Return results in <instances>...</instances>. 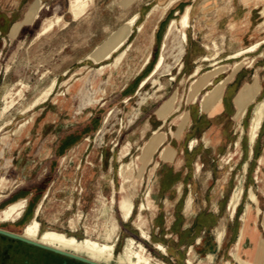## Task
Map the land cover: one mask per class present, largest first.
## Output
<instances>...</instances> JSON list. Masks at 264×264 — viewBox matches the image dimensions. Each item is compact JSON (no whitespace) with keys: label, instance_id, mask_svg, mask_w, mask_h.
I'll use <instances>...</instances> for the list:
<instances>
[{"label":"rangeland","instance_id":"1","mask_svg":"<svg viewBox=\"0 0 264 264\" xmlns=\"http://www.w3.org/2000/svg\"><path fill=\"white\" fill-rule=\"evenodd\" d=\"M36 1L42 6L38 16L25 22L28 9ZM168 1L94 0L86 14L74 19L68 10L69 0H0V179L7 178L0 211L21 198L27 199L23 215L13 222H0L1 228L21 233L36 217L42 230L54 229L79 239L89 236L104 241L105 222L112 214L119 224L115 240L117 255L123 251L127 239L134 237L148 246V252L156 260L186 264L185 260L178 261L156 248L157 243L164 245V229L156 226V222L161 223L157 219L162 204L161 190L171 180L162 161L164 145L160 143L183 145L191 134L187 132L191 130L192 112L200 109L202 95L215 88L220 80L225 79L226 86L233 75L247 70L238 86L258 80L259 90L241 118L245 128L241 147L229 150L235 151L242 169L250 151L251 119L256 105L264 99V0H178L162 14V7ZM156 4L159 6L153 10ZM189 5L188 40L183 43L184 52L177 61L182 45L179 37L184 31L177 23L168 39L166 32L172 20H179ZM136 13L140 18L125 42L127 53L122 61L115 65L113 57L101 69L100 64L87 59L112 30ZM58 15L63 16L59 24L37 36L43 22ZM16 22L22 25L12 36L10 29ZM141 24L144 27L140 30ZM155 30V53L151 61L154 68L166 42L164 68L151 75L144 87H126L152 53ZM258 41L261 43L255 51L230 58ZM216 61L218 67H211ZM192 63L201 67L203 77L212 80V84L202 88L200 81L193 83ZM256 70L258 76L254 75ZM54 80L57 83L45 97L44 92ZM9 92L12 93L9 101L13 99L14 103L5 110L4 96ZM163 109L168 112L161 115ZM197 123L209 122L204 119ZM156 134L160 141L156 139V147L150 150L148 144ZM262 135L264 119L248 166L245 188L256 180L254 167L263 153ZM182 153L186 157L185 151ZM123 185L135 203V212L128 221L118 208ZM114 190L116 202L112 203ZM41 201L42 210L35 215ZM103 202L108 208L112 205L108 214L103 212ZM142 203L148 206L143 210L145 228L150 234L147 241L139 239L137 229ZM242 208L241 205L236 219ZM88 228H91L89 232ZM3 241L10 240L0 235V242ZM25 246L32 252H46Z\"/></svg>","mask_w":264,"mask_h":264},{"label":"crops","instance_id":"2","mask_svg":"<svg viewBox=\"0 0 264 264\" xmlns=\"http://www.w3.org/2000/svg\"><path fill=\"white\" fill-rule=\"evenodd\" d=\"M169 29L166 32V39L175 32ZM156 35L157 31L155 30L154 48L149 54V62H144L137 68L133 78L126 83V87L142 86L143 80L153 68L151 59L153 52L155 53ZM179 38L182 45L177 52V61L180 60L184 52L183 43L187 42L188 35L185 40L183 32ZM166 47L165 42L155 63V68L149 75L155 76L164 68L166 57L163 51ZM162 56H164V61L157 70ZM195 63L198 62L195 61ZM211 67H217V64H213ZM190 68V78H193V83L200 81L202 88L212 84V80L209 78L206 80L207 77H203L200 66L193 64ZM197 69L199 70L198 74L194 75ZM246 71L237 72L226 86V80H220L215 88L202 95L203 102L200 109L197 111L193 109L192 112L191 130L187 132V134H191L187 135L183 145L177 147L169 143L165 145L163 141L160 143V145H164L162 154L165 156L162 161L168 168L171 180H168L167 188L161 190L162 204L160 211L157 212L160 215L157 219L161 223L156 222V226L159 229H164L163 242L168 249L165 255L171 254L178 261L185 260L186 264L188 260L207 262L208 264H226L227 261L233 264H264V135L260 140L263 145V153L254 167V172L257 175L256 180L254 179L255 183L247 188H245L248 173L246 170L253 158L254 147L259 135L254 143L250 142L249 137V156L243 163L242 169L239 168V158H236L235 151H229L241 147L245 135L241 118L256 95L255 93L253 97H245L244 103L239 98L248 86H238ZM258 74L256 70L254 75L258 76ZM256 81L258 82V80ZM222 83L220 94H215L214 91ZM196 96L197 93L194 95L192 103ZM204 119L209 123L201 125L197 123ZM183 150L186 157L183 156ZM229 154L233 155L232 158ZM227 155L228 157H226ZM217 156L223 158L219 159ZM240 178L245 180V194L237 206L236 212L232 215L229 209V200ZM251 190L256 192L258 202L251 200L249 196ZM241 205L243 206L242 211L236 219Z\"/></svg>","mask_w":264,"mask_h":264},{"label":"bare ground","instance_id":"3","mask_svg":"<svg viewBox=\"0 0 264 264\" xmlns=\"http://www.w3.org/2000/svg\"><path fill=\"white\" fill-rule=\"evenodd\" d=\"M177 1L178 0H169L167 2V4L162 7L163 8L162 14H164L166 12V10L168 8H170V6H172ZM93 3H94V0H69L68 10L72 14L74 19H78L87 13V11L89 10V8L91 7V5ZM158 6L159 5L156 4L154 6L153 10L156 9V7H158ZM41 8H42V6L39 5L38 1H36L35 3H32L30 8L28 9V11L26 13V19L24 21L26 22V21H30V20L36 18L38 16V13H39ZM153 10H151L149 12V15L152 14ZM190 12H191V6L189 5L186 7L184 12L181 14V17L179 20L177 18H174L172 20V23H171L170 29H169L172 31L175 28L176 24L179 23V26L184 31V39L185 40L187 39V28L191 25V23H190ZM62 18H63L62 15H58L54 19H50V18L46 19L43 22V26H42L41 30L38 32L37 36H41L43 34L48 33L49 31H51L54 28V26L59 24V22L62 20ZM138 19H139V13H136L132 17H130L128 20H126L121 26L112 30L108 34V36L87 55V59L92 60L94 63L100 64L101 69H105V67L107 66V64L105 62L114 57L115 58V65H117L120 61H122V59L124 58V56L127 53V48L126 47L124 48L125 42L128 39V37H129V35L133 29L134 23H136V21ZM21 25H22V22H16L11 27V35L12 36H15L17 34ZM143 27H144V24H141V26L139 27L140 30ZM138 31H139V29H138ZM260 43H261V41H258L255 44H252L251 46L243 48V49L235 52L234 54H232L230 58H239L240 56H243L247 52H253L258 48ZM206 59H208V58H206ZM149 60H150V55L147 56L145 62L147 63V62H149ZM163 61H164V56L161 57V60L159 61V64L157 65V70ZM230 63H231V61H230ZM240 63H241L240 61H237V64H240ZM213 64L218 65L219 63H218V61H216V62H213L212 65ZM198 71H199L198 69L195 70L194 75H197ZM154 72H156V70ZM150 78H151V75L146 77L142 82V86L146 85L147 82L150 80ZM55 83H57L56 80H54L53 84L49 87V89L46 92H44L45 97H47L51 93V91L53 90V88L55 86ZM222 87H223V83L219 87L216 88L214 93L220 94ZM246 88L247 89L244 91L245 93L242 92L241 95L239 96L242 103H244L245 97H248V96L253 97L254 96V94L259 90V84L256 81L254 84L248 85ZM11 95H12V93L9 92L6 96H4L5 97L4 100H6L5 110L7 108H9L14 103L13 99L9 101V97ZM37 102L38 101L34 102V104H36ZM169 105L170 104H168V106ZM243 111H244V109H243ZM167 112H168L167 109H165V110L163 109L161 115H164ZM263 119H264V99L261 100L256 105L252 119H251V124H250V129H249V137H250L251 143H254L256 141V138L259 135V130H260L261 124L263 122ZM106 120H108L107 117L105 118V122H106ZM23 124L21 126H23ZM1 129H2V127H0V131H1ZM160 138L161 137L158 136V134H156L155 138H153L150 141V143L148 144V147L150 150L156 147V143H157L156 139L158 141H160ZM161 149H162V147H161ZM146 150H148V149H146ZM262 161H263V159H262ZM122 169H123V167H122ZM94 170H95V168H94ZM246 171H248V170H246ZM121 175H123L122 171H121ZM6 181H7V178H5V177H2L0 179V199L5 196L3 189L5 188V182ZM244 181L245 180H243V178H240L239 181H237V183L235 185V189L233 190L231 198L229 200V209H230V212L232 215H234V213L236 212L237 206L240 204V202H241V200L245 194ZM48 191H50V190H48ZM120 193L122 194V197L118 201V208L122 213L123 219L125 221H128L132 217L133 213L135 212L134 211L135 210V203H134L133 199L129 196V194L126 192L124 185L122 186ZM255 193L256 192L251 190L249 193L250 194L249 196H250L251 200L258 202V198H257V195ZM114 194H115V190H114L113 196H112V203L116 202ZM148 195H149V193H148ZM42 203L43 202L41 201L38 204V206L35 210V215L40 214L42 207H43ZM103 203H104L103 212H104V214H108L112 210V205L110 206V208H108L107 206H105L106 202H103ZM26 207H27V199L26 198H21L15 202L9 204L6 208H4L0 211V222L16 221L19 217H21L23 215ZM145 209H148V206L145 203H142L141 206H139L140 212L138 213V217H137L138 218L137 229L140 231L139 239L147 241V240H150V234L146 231V228H145L146 219H145L144 214H143V210H145ZM71 224L74 227L75 221L72 220ZM121 225H123V224H121ZM89 229H91V228H88L87 232H89ZM118 230H119V224L117 222L116 217H114L112 214L110 215V218H108L107 221L105 222L104 232L102 234L104 241H99V240L93 239L92 237H89V236L84 237L82 239H79L74 234L69 235L65 232L57 231L54 229L42 230L40 221L36 217H33L31 219V221H29L23 227V230L20 234H22L26 238L36 240L38 242H41L43 244H46V245H49V246H52V247H55V248H58L61 250L70 251V252L85 256V257H87L91 260H94L96 262H101L104 264H113L112 262L114 260L116 261V264H167L166 262H163V261L160 262V261L156 260L148 252V250L146 248L147 245L145 246L141 241L136 240L134 237H130L127 239V242L124 245L123 251L117 255L115 252V250H116L115 240H116V236L118 234ZM118 238H120V235ZM156 248L158 250H160L161 252H163V254H167V252H168V249L161 243H157ZM157 257H158V255H157ZM210 258H212V256H210ZM233 262H234V260H233ZM187 264H203V262L199 261L198 263H194L192 260H188ZM226 264H233V263L230 261H227ZM243 264H245V263H243Z\"/></svg>","mask_w":264,"mask_h":264},{"label":"water","instance_id":"4","mask_svg":"<svg viewBox=\"0 0 264 264\" xmlns=\"http://www.w3.org/2000/svg\"><path fill=\"white\" fill-rule=\"evenodd\" d=\"M0 235L4 238V239H9L10 243L13 244V243H17V253H24L25 250L22 249V247L26 245H29V246H35V247H38L42 250H45L46 252L44 253H54V254H58L60 256H63V257H66V258H71V259H74V260H78L82 263H88V264H104V263H101V262H96L94 260H91L85 256H82V255H79V254H76V253H73V252H70V251H65V250H61V249H58V248H55V247H52V246H49V245H46V244H43L41 242H38L36 240H32V239H29V238H26L24 237L22 234L20 233H16L14 231H11V230H8V229H5V228H1L0 227ZM11 244H8L4 247V249L0 252V259L2 260V263H6L8 260H10L12 258V255L10 254L9 252V248L12 247ZM25 248H27L25 246ZM27 252L25 253V255H30V250H26ZM20 264H30V261L28 258H26L24 260V262H20ZM66 264V262H65Z\"/></svg>","mask_w":264,"mask_h":264},{"label":"flooded vegetation","instance_id":"5","mask_svg":"<svg viewBox=\"0 0 264 264\" xmlns=\"http://www.w3.org/2000/svg\"><path fill=\"white\" fill-rule=\"evenodd\" d=\"M8 244H11L10 242H0V252L4 249V247ZM12 247L9 248V252L12 255V258L8 260L6 263H2V260L0 259V264H20V262H24L26 258L29 259L30 264H88V263H82L78 260H74L71 258H66L63 256H60L58 254L54 253H44V252H32L30 250V255H25L27 252V248L22 247V249L25 250L24 253H17V243L11 244ZM29 250V249H28Z\"/></svg>","mask_w":264,"mask_h":264}]
</instances>
